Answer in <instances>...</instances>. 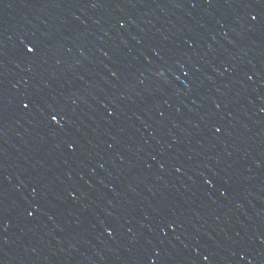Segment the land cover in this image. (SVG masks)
<instances>
[{"label":"water","instance_id":"obj_1","mask_svg":"<svg viewBox=\"0 0 264 264\" xmlns=\"http://www.w3.org/2000/svg\"><path fill=\"white\" fill-rule=\"evenodd\" d=\"M0 264H264V0H0Z\"/></svg>","mask_w":264,"mask_h":264},{"label":"snow or ice","instance_id":"obj_2","mask_svg":"<svg viewBox=\"0 0 264 264\" xmlns=\"http://www.w3.org/2000/svg\"><path fill=\"white\" fill-rule=\"evenodd\" d=\"M29 50H31V49H29ZM24 107H25V108H27V107H28V105H27V104H25V105H24ZM205 259H207V257H205Z\"/></svg>","mask_w":264,"mask_h":264}]
</instances>
